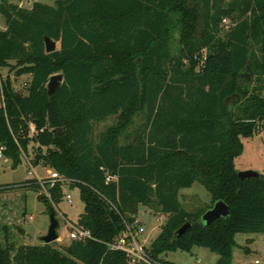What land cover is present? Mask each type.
<instances>
[{"label": "trees", "instance_id": "1", "mask_svg": "<svg viewBox=\"0 0 264 264\" xmlns=\"http://www.w3.org/2000/svg\"><path fill=\"white\" fill-rule=\"evenodd\" d=\"M0 12V71L31 73L27 94L0 74V155L16 168L34 143L32 165L43 163L66 180L43 185L30 178L4 188L46 186L51 199L39 198L51 212L64 183L78 187L84 211L75 224L92 235L63 250L0 244V264H132L109 244L124 233L125 219L138 218L140 205L166 216L146 246L156 260L204 246L219 255L217 264H233L236 234L264 233V174L241 178L235 165L243 138L264 132L261 87L244 76L252 60L264 81V0L1 2ZM225 17L236 24L221 38ZM46 36L59 48L47 52ZM56 73L64 80L50 95ZM112 116L97 138L94 122ZM197 181L211 193L210 207L229 205L228 216L205 225L207 209L183 206L180 191Z\"/></svg>", "mask_w": 264, "mask_h": 264}, {"label": "rangeland", "instance_id": "2", "mask_svg": "<svg viewBox=\"0 0 264 264\" xmlns=\"http://www.w3.org/2000/svg\"><path fill=\"white\" fill-rule=\"evenodd\" d=\"M35 1L55 5L57 0H0L7 4L16 3L24 7H31ZM237 14H235V17ZM223 18L220 23L219 37L224 38L236 24V18ZM6 27V21L0 12V28ZM179 30H176L172 36L173 52L176 54L179 48ZM59 48V43H57ZM206 49L202 50L205 55ZM252 60H249L248 71L245 73V79L251 84V87H261V94L264 97V81L258 80L253 72ZM3 78L9 77L15 90L27 94L31 73L25 72L18 74L17 69L3 68L0 71ZM2 100L0 98V105ZM116 121L112 116L106 120L94 122V134L98 136L104 132L107 127ZM137 123L133 124L128 131H132ZM244 150L235 160L236 168L241 170H254L264 174V132L256 133L253 137L243 138ZM37 145L31 143L29 152L23 155L22 163L14 168L12 161L0 155V244L10 246L15 251L24 244L39 245L44 241L41 239L48 232L50 226V209L46 202L39 198V192L47 195L50 199L51 193L46 186L40 191L29 188H4L6 184L20 183L30 178L48 179L54 169L41 163L33 166L31 159L36 155ZM48 184H50L48 182ZM45 185V184H44ZM64 196L58 204H53L56 209V216L59 219L58 240L52 242L57 248L63 250L67 247L72 238L71 223H77L80 214L84 211V202L81 198L80 189L64 183ZM72 196L71 200L66 195ZM181 200L183 206L190 211L209 209L212 205V195L206 187L200 182H195L192 186L183 188L181 191ZM138 217L145 227V232L138 237L146 246L160 234L161 226L166 216L157 209L140 205ZM237 245L234 248L233 264H264V233L240 232L235 236ZM219 255L204 246H194L191 250H173L163 252L159 259H154L152 264H217ZM137 264H148L140 262Z\"/></svg>", "mask_w": 264, "mask_h": 264}, {"label": "built area", "instance_id": "3", "mask_svg": "<svg viewBox=\"0 0 264 264\" xmlns=\"http://www.w3.org/2000/svg\"><path fill=\"white\" fill-rule=\"evenodd\" d=\"M32 130H34L33 127ZM38 180L41 181L43 185L46 182H49L50 185H53L56 181H66L56 171L52 172L51 176L48 177V179H41L39 177ZM66 198L68 200H71L72 196L70 194H67ZM125 223L126 229L124 233L120 237H118L114 242L110 243V247L124 250L128 254L132 264H137L140 262L152 264L154 259L150 256L149 252L147 251L146 244L142 242L141 239L138 237L139 234L145 232V227L142 225L141 220L139 219V217L132 222H129L125 219ZM70 225L72 227V231L70 233L72 239L85 240L87 238L92 237L91 232L88 229L81 228L75 223H71Z\"/></svg>", "mask_w": 264, "mask_h": 264}, {"label": "water", "instance_id": "4", "mask_svg": "<svg viewBox=\"0 0 264 264\" xmlns=\"http://www.w3.org/2000/svg\"><path fill=\"white\" fill-rule=\"evenodd\" d=\"M45 40H46L47 52H52L57 49V42L55 40H53L52 38L48 36H46ZM63 80H64V75L62 73H56L50 77L49 82L47 84L48 92L50 95L54 94V92L60 86ZM259 174H260L259 172L254 171V170L239 171V176L241 178L255 177V176H259ZM229 213H230L229 205L224 200H218L214 203L212 207H210L204 212L200 220L203 224L209 225L218 218L228 216ZM189 225H190L189 222L183 225L180 232H182ZM58 226H59V219L56 216V209L53 207L50 212V226H49L48 232L41 237L44 243L50 244L58 240L59 238Z\"/></svg>", "mask_w": 264, "mask_h": 264}, {"label": "crops", "instance_id": "5", "mask_svg": "<svg viewBox=\"0 0 264 264\" xmlns=\"http://www.w3.org/2000/svg\"><path fill=\"white\" fill-rule=\"evenodd\" d=\"M182 191V190H181ZM181 191H180V200H181ZM181 202H182V200H181ZM183 204V203H182Z\"/></svg>", "mask_w": 264, "mask_h": 264}]
</instances>
